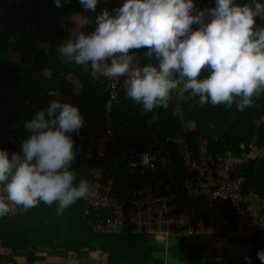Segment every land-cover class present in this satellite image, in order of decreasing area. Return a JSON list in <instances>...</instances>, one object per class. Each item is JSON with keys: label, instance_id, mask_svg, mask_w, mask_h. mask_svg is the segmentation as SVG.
Here are the masks:
<instances>
[{"label": "trees", "instance_id": "1", "mask_svg": "<svg viewBox=\"0 0 264 264\" xmlns=\"http://www.w3.org/2000/svg\"><path fill=\"white\" fill-rule=\"evenodd\" d=\"M100 0L96 13L102 8L111 11L122 2ZM237 4H251L253 0H234ZM264 3V0H256ZM197 7L214 6L211 0H195ZM94 12L84 10L77 0H67L56 7L53 0H0V149L19 152L20 142L28 133L20 123L35 110L46 108L51 100L61 99L78 106L86 126L79 135L73 134L74 147L79 153L71 168L76 180L97 179L112 182V189L124 200L127 210L133 190L143 182L159 184L163 192L177 193L181 210L202 217L203 207L183 196L179 183L188 175L175 145L170 138L182 137L195 150L200 138H206L211 152L226 149L244 153L264 152V90L252 97V103L242 111L223 104L198 103V96L180 94L173 90L167 108L145 112L142 106L125 95L124 77H117L116 96L111 98L109 81L113 78H92L82 66L64 61L56 49L63 44L70 31L94 29ZM255 27H264V11L255 18ZM146 49H131V67L147 61L141 55ZM16 57L15 60L10 55ZM207 71L202 69L200 77ZM109 106V107H107ZM173 110L176 115H172ZM108 128L111 139L105 153L88 158V150L95 152L98 139ZM170 139V140H169ZM136 150L159 149L161 159L156 169H142L128 164L125 155ZM241 152V153H242ZM96 168L97 174L89 170ZM239 182L244 190L264 193V154L250 158L242 166ZM85 212L84 199L57 214L55 203L36 206L0 216V247L13 251L25 249L98 250L107 257V264H202L197 240L176 237L174 245L151 243L148 233L132 231L125 223L121 231L101 232L94 227L96 214ZM197 236H203L197 235ZM252 253L264 249V235L253 236ZM260 264V262H259Z\"/></svg>", "mask_w": 264, "mask_h": 264}, {"label": "clouds", "instance_id": "2", "mask_svg": "<svg viewBox=\"0 0 264 264\" xmlns=\"http://www.w3.org/2000/svg\"><path fill=\"white\" fill-rule=\"evenodd\" d=\"M77 2L96 13L100 0ZM211 2L214 6L197 7L195 0H122L111 11L96 13L90 32L81 30L88 23L84 18L81 29L70 31L56 51L94 79L123 76L125 95L145 112L167 108L177 89L198 96L200 105L231 107L235 98L236 109L242 111L264 90V27H255L264 3ZM53 3L60 7L62 0ZM131 49H146L141 55L147 62L131 67ZM202 69L205 77L199 76ZM20 123L28 135L19 152L0 149V216L13 206L26 211L38 202L55 203L59 215L94 194L90 181H77L71 168L80 151L73 134L86 126L78 106L51 100ZM149 161L148 154H140L142 166L151 167ZM256 256L264 264V249ZM244 260L251 264L250 257Z\"/></svg>", "mask_w": 264, "mask_h": 264}, {"label": "built area", "instance_id": "3", "mask_svg": "<svg viewBox=\"0 0 264 264\" xmlns=\"http://www.w3.org/2000/svg\"><path fill=\"white\" fill-rule=\"evenodd\" d=\"M111 98L116 96L117 77L109 81ZM109 107V106H107ZM111 139L108 128L96 144L95 152L88 150L86 156H102L107 142ZM175 145L184 168L189 172L179 183L180 192L203 207L202 217L181 210L177 193L163 192L159 184L143 182L133 190L131 204L125 210L124 200L112 189V182L102 183L97 179L90 183L94 194L85 201V212L96 214L93 221L101 232L121 231L125 223H131L132 231L163 235H231L244 233L248 236L264 235V193L244 190L239 182L242 166L250 158L263 156L253 151L244 153L245 146L239 144V152L226 149L211 152L206 138H200L193 150L182 137L170 138ZM169 139V140H170ZM242 152V153H241ZM148 154L151 167L140 164V154ZM159 149L136 150L131 148L125 158L131 166L142 169H156L161 159ZM97 174L96 168L89 170ZM2 195V193H0ZM19 210L13 206L9 214Z\"/></svg>", "mask_w": 264, "mask_h": 264}, {"label": "crops", "instance_id": "4", "mask_svg": "<svg viewBox=\"0 0 264 264\" xmlns=\"http://www.w3.org/2000/svg\"><path fill=\"white\" fill-rule=\"evenodd\" d=\"M135 62L132 61L131 64L134 65ZM261 151L259 150L256 155L262 154ZM170 236L175 238L187 236L189 239L197 240L201 245L199 254L202 264H246L245 256L251 258V264L260 262L257 256L252 253L255 237L244 233L215 235V238H211L209 235H164L157 238L156 242L165 244ZM0 264H107V257L98 250L69 252L42 248L13 251L0 247ZM170 264L178 263L173 261Z\"/></svg>", "mask_w": 264, "mask_h": 264}, {"label": "rangeland", "instance_id": "5", "mask_svg": "<svg viewBox=\"0 0 264 264\" xmlns=\"http://www.w3.org/2000/svg\"><path fill=\"white\" fill-rule=\"evenodd\" d=\"M120 2H122V0H119ZM10 58L12 59V60H15L16 59V57L12 54V55H10ZM97 78H99V75H97ZM163 234H148L147 235V241H149V242H153V243H156V240H157V238H159V237H163L162 236ZM209 236H211V238H215L214 236L215 235H209ZM175 242H176V238L175 237H173V236H170V237H168L167 238V240H166V242H165V245L166 246H169V245H174L175 244ZM223 251H224V249H223Z\"/></svg>", "mask_w": 264, "mask_h": 264}]
</instances>
